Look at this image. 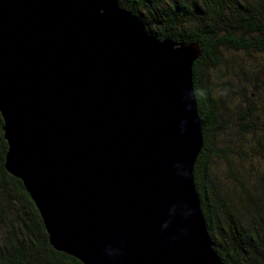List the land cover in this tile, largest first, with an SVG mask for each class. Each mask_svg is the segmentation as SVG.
Returning <instances> with one entry per match:
<instances>
[{
    "label": "water",
    "instance_id": "95a60500",
    "mask_svg": "<svg viewBox=\"0 0 264 264\" xmlns=\"http://www.w3.org/2000/svg\"><path fill=\"white\" fill-rule=\"evenodd\" d=\"M200 55L116 0H0L5 167L54 249L83 264H224L194 181Z\"/></svg>",
    "mask_w": 264,
    "mask_h": 264
},
{
    "label": "trees",
    "instance_id": "16d2710c",
    "mask_svg": "<svg viewBox=\"0 0 264 264\" xmlns=\"http://www.w3.org/2000/svg\"><path fill=\"white\" fill-rule=\"evenodd\" d=\"M116 1L158 39L199 45L193 82L204 145L194 181L212 246L224 264H264V90L245 89L264 78L256 67L228 69L225 57L264 53V0ZM221 66L228 80L214 81ZM3 124L0 113V264H83L53 248L23 182L6 170Z\"/></svg>",
    "mask_w": 264,
    "mask_h": 264
},
{
    "label": "rangeland",
    "instance_id": "374dc122",
    "mask_svg": "<svg viewBox=\"0 0 264 264\" xmlns=\"http://www.w3.org/2000/svg\"><path fill=\"white\" fill-rule=\"evenodd\" d=\"M225 57H226L227 63L229 64V67H227L228 69L233 70L236 67L235 65L237 64L243 65L242 69H244V67L245 68L247 67L250 69L256 67L258 69L257 72L260 75H262V77L264 78V53L253 52V51L251 52V54L247 52H226ZM227 68H224V66H221V68L211 69L212 71L211 79H213L214 81H218V79H220L221 82L227 81L228 80L227 78L228 71L226 70ZM230 75H231V72H230ZM231 79L232 80L229 82L233 83V85H236L239 83L238 80L234 79V75L231 76ZM251 84H252L251 86H248L249 88L245 87L246 92L249 93L250 90H255L256 88H260L261 90H264V83L262 84L260 82L254 81L253 83L251 82ZM237 87L241 88V86H237ZM259 100L261 104L264 105V93L259 95ZM256 104H258V102ZM263 133L264 131L262 132V134ZM263 140H264V134H263L262 141Z\"/></svg>",
    "mask_w": 264,
    "mask_h": 264
},
{
    "label": "clouds",
    "instance_id": "9594fccd",
    "mask_svg": "<svg viewBox=\"0 0 264 264\" xmlns=\"http://www.w3.org/2000/svg\"><path fill=\"white\" fill-rule=\"evenodd\" d=\"M105 253L111 259V258H115L117 255H119L120 250L119 249H106Z\"/></svg>",
    "mask_w": 264,
    "mask_h": 264
}]
</instances>
